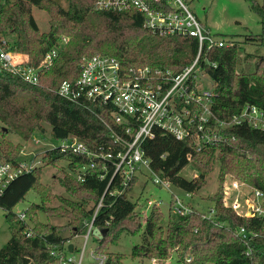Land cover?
<instances>
[{
	"label": "trees",
	"instance_id": "obj_1",
	"mask_svg": "<svg viewBox=\"0 0 264 264\" xmlns=\"http://www.w3.org/2000/svg\"><path fill=\"white\" fill-rule=\"evenodd\" d=\"M67 1L66 8L58 0H7V7L0 10V36L15 35L12 49L27 54L32 65L38 64L58 40L69 39L41 84L32 85L18 77L0 75V121L6 126L3 134L12 132L29 140L35 132H45L44 123H48L57 139L75 136L92 149L102 144L106 152L116 153L123 144L114 141L110 129V125L115 126L112 117L98 106H82L60 96L56 92L58 87L65 80H76L84 59L96 53L115 56L127 65L181 71L194 60L198 41L190 36L158 35L145 27L144 14L138 11L97 10L96 0ZM250 2L260 15L262 32L248 35L246 42H256L264 49V0ZM34 7L47 12L48 30L40 28ZM242 53L235 41L215 47L207 54L216 63V66L206 65V69L215 84L214 111L223 120L230 119L247 103L264 111V51L256 56L252 71L241 64ZM224 133L229 135L227 142L202 151L192 148L188 139L179 140L162 131L145 140L143 148L151 168L187 191H199L207 183L213 164H219L218 186L209 197L216 214L212 219L204 218L203 212L195 207L186 215L174 218L169 215L165 223L161 207L153 205L142 243L133 247L134 257L156 258L155 264H165L176 252L179 264H264L263 218L238 215L224 203L228 175L264 191V129L243 123L230 126ZM0 149L8 159L16 161L23 144L4 140ZM43 157L48 164L68 159L74 171L91 162L88 156L63 152L60 147L46 150ZM105 165L108 172L101 178ZM188 165L198 170L196 176L182 175ZM113 170L110 161H98L93 168L86 169L83 181L63 171L60 182L68 196L56 206L47 204L50 193L41 180V167L15 179L0 198L11 233L0 249V264H46L52 260L49 244L61 243L87 230ZM136 181L134 178L125 192L113 193L116 187L112 185L94 220V226L103 231L96 251L108 255L105 264H118L122 258L121 254L108 252L111 243L117 244L124 232L137 233L142 228L141 216L136 212L138 200L128 197ZM31 190L40 196L41 203L26 209L28 220H22L13 208ZM40 211L48 218L67 220L63 224L43 222ZM242 227L256 231L257 235L249 241L241 238L238 231ZM27 231L32 235L28 236ZM67 232L71 234L69 237L65 236Z\"/></svg>",
	"mask_w": 264,
	"mask_h": 264
},
{
	"label": "built area",
	"instance_id": "obj_2",
	"mask_svg": "<svg viewBox=\"0 0 264 264\" xmlns=\"http://www.w3.org/2000/svg\"><path fill=\"white\" fill-rule=\"evenodd\" d=\"M6 4H9L7 0H0V10L7 7ZM95 8L115 12L138 11L144 14L145 27L152 32L194 37L198 41V50L192 63L181 71L151 65H127L115 56L96 53L84 59L76 80H65L58 87L56 92L60 96L82 106H98L111 116L115 125H110L112 136L115 142L123 144V148L116 153L106 152L102 144L92 149L75 136L62 140L58 146L63 152L71 151L91 158L90 164L76 170L80 181L85 180L86 169L93 168L98 161H110L114 170L87 230L75 235L85 239L80 257L72 253L77 249L74 244L70 251L68 239L49 244L53 259L46 264H86L85 246L91 234L95 235L94 220L103 205L104 195L112 185L116 187L113 193L125 192L134 178L147 169L153 173L155 184L170 188L172 182L151 168L150 158L143 148L145 140L154 137L157 132L171 134L179 140L188 139L192 148L202 151L227 142L229 135L224 130L230 126L247 123L264 129V111L254 104L242 105L239 112L228 120L221 119L215 113V84L212 87L203 84L204 77H211L206 65L216 66L207 54L215 47L228 46L232 42L210 31L190 9L186 0H96ZM68 41L67 37L58 40L38 64L32 65L27 54L12 49L13 40L9 36H0V75L18 77L29 84L39 85ZM36 143H39L38 139ZM44 153L35 154L30 161L25 158L13 161L0 149V198L15 179L45 163ZM104 170L101 178H105L108 172L107 165ZM170 191V208L174 215L189 214L197 207L193 203L194 192L183 189L181 195ZM160 203V200H153L149 205L151 208L155 204L160 207ZM224 203L238 215L264 220V191L233 175H228L226 179ZM0 209L3 208L0 206ZM25 211L18 213L22 220H28ZM201 211L203 217L208 219L214 218L216 214L213 203L207 210ZM238 234L249 241L257 232L242 227ZM27 235L31 236L32 233L27 231ZM92 254L96 256L93 264L106 263V253H98L95 249ZM152 262L155 264L157 259L152 258Z\"/></svg>",
	"mask_w": 264,
	"mask_h": 264
},
{
	"label": "rangeland",
	"instance_id": "obj_3",
	"mask_svg": "<svg viewBox=\"0 0 264 264\" xmlns=\"http://www.w3.org/2000/svg\"><path fill=\"white\" fill-rule=\"evenodd\" d=\"M64 7H68L67 0H58ZM262 3L263 0H257ZM190 9L198 16L206 27L217 36L229 41H237L241 46L243 53L241 55V64L248 71L254 69V62L256 56L261 54L264 49L261 48L256 42L247 43V37L250 34H259L262 32V26L260 21V15L256 13L252 7L250 0H186ZM34 16L43 31L49 29V17L45 10L34 7ZM15 35H9L10 39H14ZM252 54L247 56V54ZM247 56V57H246ZM246 70V71H247ZM203 84L206 87H212L214 80L210 76L203 78ZM45 132H35V134L29 139L25 140L21 136L9 132L3 134L6 126L0 121V142L4 140L11 141L14 144H23V149L20 152V158H25L28 161L32 160L33 156L37 153L43 154L46 150L55 148L61 145L63 142L61 139H57L52 135V127L48 123H44ZM39 143H36V140ZM69 160L62 158L55 163L50 162L42 164L41 180L49 187L50 196L48 197L47 204L53 206L60 205L62 199L68 196V192L62 186L60 177L65 173H71L72 175H78V172L72 170L69 165ZM198 170L191 165L185 167L182 171V175L187 178L196 176ZM219 164L214 163L213 169L207 176V183L194 194L193 203H197V207L201 210H207L212 204L209 197H211L218 186ZM154 175L147 169H144L137 177V181L134 187L129 191L128 197L133 200H138V207L136 212L141 216L142 228L137 233L124 232L117 244L111 243L108 246V252L114 254H121L122 258L118 264H153L152 259L134 257L132 255L133 247L142 243L143 232L146 226V221L151 213V206L149 202L153 200H160V207L165 214V223L171 217H176L170 208L172 202L173 190L183 195V189L172 184L170 188L161 187L153 182ZM226 183V182H225ZM41 203L40 196L31 190L27 193L24 200L19 202L13 211L21 213L28 209L31 205ZM39 218L43 222L50 221L51 224H63L66 222V218L50 217L43 212H39ZM71 234L66 233L65 236L69 237ZM11 237L9 224L6 219V211L0 209V249L9 241ZM69 244H74L77 249L72 253L77 257H80V251L83 248L84 238L82 236H70ZM99 245V238L91 234L88 243L85 246L84 262L86 264H93L96 261V256L92 254ZM165 264H179L177 253L166 260Z\"/></svg>",
	"mask_w": 264,
	"mask_h": 264
},
{
	"label": "water",
	"instance_id": "obj_4",
	"mask_svg": "<svg viewBox=\"0 0 264 264\" xmlns=\"http://www.w3.org/2000/svg\"><path fill=\"white\" fill-rule=\"evenodd\" d=\"M93 233L95 235H98L99 237L103 236V231L101 229H99L98 227L94 228ZM69 249H70V251L73 250V245L72 244H70Z\"/></svg>",
	"mask_w": 264,
	"mask_h": 264
},
{
	"label": "crops",
	"instance_id": "obj_5",
	"mask_svg": "<svg viewBox=\"0 0 264 264\" xmlns=\"http://www.w3.org/2000/svg\"><path fill=\"white\" fill-rule=\"evenodd\" d=\"M195 205H197V203H195ZM198 206V205H197Z\"/></svg>",
	"mask_w": 264,
	"mask_h": 264
}]
</instances>
